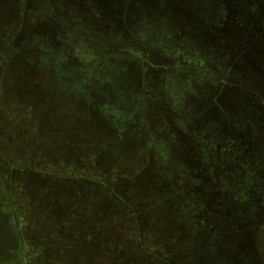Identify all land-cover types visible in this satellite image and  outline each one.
Instances as JSON below:
<instances>
[{"label":"rangeland","instance_id":"rangeland-1","mask_svg":"<svg viewBox=\"0 0 264 264\" xmlns=\"http://www.w3.org/2000/svg\"><path fill=\"white\" fill-rule=\"evenodd\" d=\"M0 264H264V0H0Z\"/></svg>","mask_w":264,"mask_h":264}]
</instances>
